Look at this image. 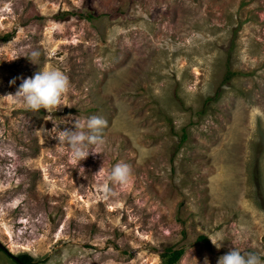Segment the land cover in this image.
Listing matches in <instances>:
<instances>
[{"label":"rangeland","instance_id":"rangeland-1","mask_svg":"<svg viewBox=\"0 0 264 264\" xmlns=\"http://www.w3.org/2000/svg\"><path fill=\"white\" fill-rule=\"evenodd\" d=\"M46 68L56 112L3 98ZM90 116L106 145L79 165L40 132ZM0 244V264L264 258V0H0Z\"/></svg>","mask_w":264,"mask_h":264},{"label":"clouds","instance_id":"clouds-1","mask_svg":"<svg viewBox=\"0 0 264 264\" xmlns=\"http://www.w3.org/2000/svg\"><path fill=\"white\" fill-rule=\"evenodd\" d=\"M39 52L33 51L28 58L36 64ZM11 84H15L13 79ZM68 77L57 69H41L33 77L23 79L14 95L8 94L7 97L13 98L17 103L32 112H38L41 109L48 113H54L62 107V98L69 90ZM50 120L51 115L48 116ZM50 132L41 130L43 135L53 136L59 144L66 145L69 159L78 164L87 159L89 155L101 154L102 148L106 145L103 130L107 127V121L99 116H90L86 120L75 118L73 125L75 131L64 129L59 130V125L54 123ZM102 171V168L98 173ZM131 166L124 162L116 163L107 173L105 183L102 185L104 198L111 194L110 185H127L131 179ZM211 240V239H210ZM212 244L219 249L221 242L211 240ZM204 264H208L205 258ZM218 264H264V258H261L254 252L241 254L240 250L234 248L227 254L218 259Z\"/></svg>","mask_w":264,"mask_h":264},{"label":"trees","instance_id":"trees-1","mask_svg":"<svg viewBox=\"0 0 264 264\" xmlns=\"http://www.w3.org/2000/svg\"><path fill=\"white\" fill-rule=\"evenodd\" d=\"M200 240H202L203 242L207 244L209 243V241L205 237H201ZM185 253L186 252L184 249L167 250V252L162 255L164 264H178L183 258V256L185 255ZM14 262L15 264H35L36 263L35 259L30 257L28 254H23V255L18 256L17 260L14 259Z\"/></svg>","mask_w":264,"mask_h":264},{"label":"water","instance_id":"water-1","mask_svg":"<svg viewBox=\"0 0 264 264\" xmlns=\"http://www.w3.org/2000/svg\"><path fill=\"white\" fill-rule=\"evenodd\" d=\"M0 246H1L3 249H5L1 244H0ZM14 259L17 260V257H14Z\"/></svg>","mask_w":264,"mask_h":264},{"label":"flooded vegetation","instance_id":"flooded-vegetation-1","mask_svg":"<svg viewBox=\"0 0 264 264\" xmlns=\"http://www.w3.org/2000/svg\"><path fill=\"white\" fill-rule=\"evenodd\" d=\"M12 258V257H11Z\"/></svg>","mask_w":264,"mask_h":264}]
</instances>
